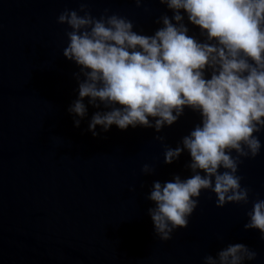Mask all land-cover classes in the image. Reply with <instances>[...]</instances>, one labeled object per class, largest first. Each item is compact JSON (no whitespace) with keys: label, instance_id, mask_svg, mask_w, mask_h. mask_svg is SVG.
Segmentation results:
<instances>
[{"label":"water","instance_id":"obj_1","mask_svg":"<svg viewBox=\"0 0 264 264\" xmlns=\"http://www.w3.org/2000/svg\"><path fill=\"white\" fill-rule=\"evenodd\" d=\"M80 2L0 0V264H203L236 242L259 253L248 264H264V240L258 230L244 229L251 200L264 198V150L240 166L252 190L248 205L218 208L215 195L203 192L188 226L161 241L147 195L154 180L188 176V154L165 164L151 128L112 126L93 137L85 131L97 111L91 106L74 126L67 108L78 95L79 69L62 55L67 26L56 21ZM87 2L94 15L110 7L146 34L166 11L159 0H146L148 12L134 0ZM198 120L186 111L159 134L175 147ZM145 163L155 172L143 174Z\"/></svg>","mask_w":264,"mask_h":264},{"label":"clouds","instance_id":"obj_2","mask_svg":"<svg viewBox=\"0 0 264 264\" xmlns=\"http://www.w3.org/2000/svg\"><path fill=\"white\" fill-rule=\"evenodd\" d=\"M134 3L149 11L146 0ZM159 4L166 11L155 19L152 34L110 7L94 15L87 0L65 7L56 22L67 26L62 55L79 69L73 73L78 95L67 108L74 126L80 127L91 106L97 111L85 131L93 137L112 126L151 128L165 164L185 153L190 157L188 176L154 180L147 195L154 233L168 241L188 226L203 192L215 195L218 208L250 202L240 166L264 150V0ZM186 111L199 120L173 147L159 133ZM141 172L152 174L155 167L145 163ZM251 205L244 229L258 230L264 240V198L257 194ZM258 255L244 243H228L203 264H248Z\"/></svg>","mask_w":264,"mask_h":264}]
</instances>
